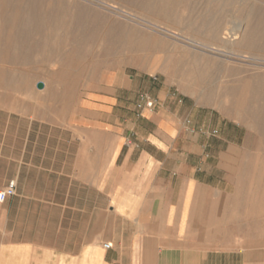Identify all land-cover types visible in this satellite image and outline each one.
I'll list each match as a JSON object with an SVG mask.
<instances>
[{"label": "crops", "instance_id": "crops-1", "mask_svg": "<svg viewBox=\"0 0 264 264\" xmlns=\"http://www.w3.org/2000/svg\"><path fill=\"white\" fill-rule=\"evenodd\" d=\"M182 104L131 76L64 122L0 120V264H264V151Z\"/></svg>", "mask_w": 264, "mask_h": 264}, {"label": "rangeland", "instance_id": "rangeland-1", "mask_svg": "<svg viewBox=\"0 0 264 264\" xmlns=\"http://www.w3.org/2000/svg\"><path fill=\"white\" fill-rule=\"evenodd\" d=\"M35 2L34 12L42 19L58 9L84 16L88 27L84 31L75 27L73 36L96 30L98 35L82 44H74L70 37L64 41L66 31L53 29L45 19L32 37L12 43L10 29L3 22L4 13L0 10V120L13 114L15 119L29 115L48 122H64L78 112L92 92L120 86L123 79L129 82L134 76L141 85L149 83L153 88L177 95L183 109L192 112L191 120L196 124L212 120L214 125L210 129H218V122L233 121L243 128V134H250L254 149L264 150V137H260L257 126L226 91L249 77L264 75V45L250 50L246 40L250 37L264 44V0H173L170 10L160 17L144 13L133 5V0ZM182 18H190L197 25L183 23ZM206 19L218 21L224 37L239 35L241 42L225 39L214 43L199 36L198 23ZM146 20L169 29L182 39L176 41L171 36L152 32L145 25ZM109 28L125 33L138 31L140 40H147L149 45L132 48L122 43L115 47L102 38ZM196 44L207 50L190 47ZM71 48L78 53L71 55ZM56 50H60L59 56H54ZM197 76L209 77L218 84L195 86L192 77ZM40 83L43 84L41 89ZM218 130L221 135L222 130ZM259 139L261 142L257 143ZM255 178L260 182L264 172L259 170ZM215 243L207 245H217Z\"/></svg>", "mask_w": 264, "mask_h": 264}, {"label": "bare ground", "instance_id": "bare-ground-1", "mask_svg": "<svg viewBox=\"0 0 264 264\" xmlns=\"http://www.w3.org/2000/svg\"><path fill=\"white\" fill-rule=\"evenodd\" d=\"M21 1L24 3L21 5ZM0 0V10L4 13L3 16V22L8 26L10 29V39H12V43L16 40V42L21 41L20 39L24 38H30L34 34L35 29H38L41 27L43 24L42 20H45L52 26L53 29L55 30H60L64 29L66 32L64 33V41L66 39L72 38L74 44L81 43L85 40H89L90 38L96 37L97 30L94 32H91L90 34H84L82 36H73L72 31H74L75 27H78V30H85L84 28L88 27V23L86 19H84V16L81 14H78L76 11H71V10H65V11H60L55 10L51 14H49L45 19H42V17L38 16L34 12V6H35V0ZM136 5L140 10H142L144 13L153 15V17H160L161 15H164L167 13L168 10L173 6L174 2L173 0H133V5ZM6 8V11L4 10ZM8 8V11H7ZM127 14V13H126ZM128 15V14H127ZM131 17V16H129ZM140 20V19H138ZM183 23H188V24H196L195 21L191 20L190 18H182ZM142 22V20H141ZM86 23V24H85ZM145 25L148 26V28L152 32H157L161 35L167 36V37H172L175 38L176 41L181 40L182 38L171 32L169 29L159 26L153 21H145ZM62 24L64 27H62ZM199 26L198 32L199 36L208 39L211 42H216L219 43L222 40H228L229 42L237 41L239 42L240 39L238 37H224L223 33H221V29L219 26V22L216 20H203L201 23H198ZM144 25V26H145ZM197 25V24H196ZM91 27V26H90ZM97 28V27H96ZM253 29V27H251ZM251 30V29H250ZM253 33V32H252ZM144 36V35H143ZM145 37V36H144ZM246 37V36H245ZM102 38H105L110 44H112L115 47H119L120 45H127L131 46L132 48H136L141 45H149V42L147 40L141 41L140 40V35L138 31H130L129 33H125L123 30H112L108 29L107 33L102 36ZM142 38V37H141ZM250 38V37H249ZM248 40V47L250 50H257L260 48L263 43H259L256 41H253L252 38ZM39 40V39H38ZM93 40V39H92ZM152 40V39H151ZM72 42V41H71ZM241 42V41H240ZM163 43V42H161ZM68 44V43H67ZM73 44V47L75 46ZM82 44V43H81ZM156 45V44H155ZM193 45L190 46L196 50L198 48H202L207 50L203 46H197ZM238 45V44H237ZM72 46V45H71ZM151 46V45H150ZM195 46V47H194ZM147 48V47H146ZM72 49V48H71ZM78 50V48L76 47ZM111 49V48H110ZM113 49V48H112ZM143 49V48H142ZM72 49V52H70L71 55H75L78 53V51ZM107 50V49H105ZM109 50V49H108ZM121 50V49H120ZM149 50V49H148ZM52 51V50H51ZM54 51V50H53ZM60 51V50H59ZM56 50L54 52V56H59L60 52ZM113 51V50H112ZM140 52V51H139ZM68 53V52H67ZM80 53V52H79ZM135 53V52H134ZM214 53V52H213ZM65 54V53H64ZM83 54V52H82ZM67 55V54H66ZM70 56V55H69ZM82 56V55H81ZM64 57V56H63ZM60 58V57H59ZM66 58V57H65ZM69 58V57H68ZM193 60V59H192ZM196 60V59H195ZM169 61V60H168ZM192 62V61H191ZM190 62V63H191ZM167 63V62H165ZM171 63V61H170ZM164 64V63H163ZM162 64V65H163ZM165 65V64H164ZM166 67V66H165ZM169 67V66H168ZM167 68V67H166ZM172 69V68H170ZM177 69V68H176ZM184 70V68H183ZM189 71V69H187ZM172 71H175L172 69ZM181 70H179L180 72ZM228 71V70H227ZM166 72V71H165ZM178 72V73H179ZM173 73V72H171ZM241 74V73H240ZM222 75V74H221ZM189 76V75H188ZM225 78V76H224ZM231 78V77H230ZM221 79V76L220 78ZM187 80V79H186ZM231 80V79H229ZM188 82V81H187ZM226 82V81H225ZM192 83L196 85H212L216 86L214 80L209 78V77H202V76H197V77H192ZM240 83V82H239ZM239 86H231L228 88L226 91L229 92L228 94L234 101L233 103H236L240 108H243L246 110L247 114L246 116L251 120L252 124L257 126L258 132L260 134V137H264V130H263V125H264V75L263 76H257V77H249L241 82ZM229 85V86H230ZM238 85V84H237ZM223 86V85H222ZM193 88V87H192ZM218 90V89H217ZM239 95V96H238ZM220 97V96H219ZM238 97V99H237ZM222 105V104H221ZM244 111V110H243ZM238 114V112H237ZM241 115V114H239ZM238 115V116H239ZM249 125V124H248ZM252 125V126H253ZM248 128V127H247ZM253 128V127H252ZM250 130V129H249ZM257 130V129H256ZM257 133V132H256ZM258 134V133H257ZM264 151V150H263ZM244 168V167H243ZM244 177V176H243ZM245 182V181H244ZM238 183V182H237ZM236 183V184H237ZM240 183V182H239ZM245 190V188L243 189ZM236 196V195H235ZM238 196V194H237ZM242 197V196H241ZM224 198V197H223ZM231 198V197H229ZM244 198V197H243ZM227 199V198H225ZM218 200V199H217ZM234 200V199H233ZM237 201V200H236ZM250 203V202H249ZM230 204V203H229ZM241 204V203H240ZM215 205V204H214ZM212 206V205H211ZM236 206V205H235ZM234 206V207H235ZM233 207V208H234ZM237 207V206H236ZM235 207V208H236ZM246 207V206H245ZM244 207V208H245ZM216 208V207H215ZM229 208V207H228ZM239 209V208H238ZM246 209V208H245ZM232 210V209H231ZM237 210V209H236ZM207 211V210H205ZM212 211V210H211ZM216 211V210H215ZM227 211V210H226ZM233 211V210H232ZM244 211V210H243ZM247 211V210H246ZM257 211V209H256ZM209 212V211H208ZM236 212V211H235ZM211 213V212H210ZM233 213V212H232ZM209 214V213H208ZM207 214V215H208ZM248 214V213H247ZM258 214V213H257ZM213 215V213H212ZM226 215V213H225ZM224 215V216H225ZM238 216V215H237ZM207 217V216H206ZM210 217V216H209ZM227 217V216H226ZM236 217V216H235ZM234 217V219H235ZM248 217V216H247ZM219 218V217H218ZM205 219V217H204ZM210 219V218H209ZM215 219V218H214ZM231 219V218H230ZM238 219V218H237ZM249 219V217H248ZM220 220V219H219ZM247 220V219H246ZM252 220V219H251ZM192 222V221H191ZM219 222V221H218ZM245 222V221H243ZM236 223V222H235ZM234 223V224H235ZM238 224V222H237ZM257 224V223H255ZM254 225V227H256ZM207 225V224H206ZM217 225V224H215ZM243 225V224H242ZM249 225V223H248ZM229 226V225H228ZM258 226V225H257ZM260 225L258 226V228ZM208 229V228H207ZM255 229V228H254ZM262 229V228H261ZM260 230V229H259ZM256 232V229H255ZM201 234V233H200ZM210 234V233H209ZM230 234V232H229ZM227 234V236L229 235ZM234 234V233H233ZM254 234V233H253ZM216 235V234H215ZM195 236V235H194ZM207 236V235H206ZM214 236V235H213ZM197 237V236H196ZM215 239V236H214ZM208 240V239H207ZM200 241V240H199ZM198 241V242H199ZM226 240H224L225 242ZM206 242V241H205ZM215 242V241H213ZM223 242V241H222ZM223 242V243H224ZM227 242V241H226ZM212 243V242H211ZM239 243V242H238ZM200 245V244H199ZM207 246V245H206ZM224 247V246H223Z\"/></svg>", "mask_w": 264, "mask_h": 264}, {"label": "built area", "instance_id": "built-area-1", "mask_svg": "<svg viewBox=\"0 0 264 264\" xmlns=\"http://www.w3.org/2000/svg\"><path fill=\"white\" fill-rule=\"evenodd\" d=\"M156 106H157V101L149 94L143 93L139 95V99L137 103V109L139 112H143L144 110L153 112ZM215 133L216 132H214V134ZM15 191H16V183L12 181L10 182L9 186L6 189L0 190V203H4L7 200V198L13 196L15 194ZM104 247L106 249H109L111 246L109 244H105Z\"/></svg>", "mask_w": 264, "mask_h": 264}, {"label": "water", "instance_id": "water-1", "mask_svg": "<svg viewBox=\"0 0 264 264\" xmlns=\"http://www.w3.org/2000/svg\"><path fill=\"white\" fill-rule=\"evenodd\" d=\"M38 87H39L40 89L43 88V84L40 83V84L38 85Z\"/></svg>", "mask_w": 264, "mask_h": 264}]
</instances>
